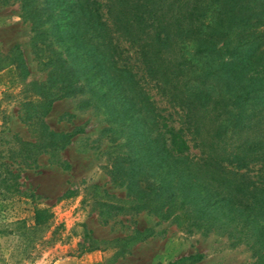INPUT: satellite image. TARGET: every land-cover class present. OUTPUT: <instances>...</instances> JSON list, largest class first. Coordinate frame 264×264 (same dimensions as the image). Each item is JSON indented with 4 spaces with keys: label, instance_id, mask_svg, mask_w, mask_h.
I'll return each instance as SVG.
<instances>
[{
    "label": "trees",
    "instance_id": "16d2710c",
    "mask_svg": "<svg viewBox=\"0 0 264 264\" xmlns=\"http://www.w3.org/2000/svg\"><path fill=\"white\" fill-rule=\"evenodd\" d=\"M14 1L46 72L24 104L36 129L31 152L63 151L84 132H57L44 119L56 102L85 96L84 105L106 117L107 173L126 191L91 187L102 223L146 213L192 234L227 237L264 264V0ZM10 53L29 76L21 47ZM35 214L37 229L53 217ZM152 234L135 229L78 247L82 255L106 244L124 256Z\"/></svg>",
    "mask_w": 264,
    "mask_h": 264
},
{
    "label": "rangeland",
    "instance_id": "374dc122",
    "mask_svg": "<svg viewBox=\"0 0 264 264\" xmlns=\"http://www.w3.org/2000/svg\"><path fill=\"white\" fill-rule=\"evenodd\" d=\"M31 38L18 4L0 0V264H168L196 254L204 256L198 264H258L251 250L234 246L227 237L192 234L146 213L102 223L91 187L102 186L120 197L126 192L107 173L106 117L93 103L85 106V96L58 101L44 119L47 125L57 132H84L63 151L40 152L37 157L31 152L36 129L25 121L24 104L33 100L30 83L46 77ZM16 45L30 69L25 78L7 59ZM152 95L167 106L155 92ZM38 209L53 216L47 227L36 228ZM135 229H152V237L128 247L124 256H118L121 248L106 244L81 255L79 243L86 248L91 240L126 237Z\"/></svg>",
    "mask_w": 264,
    "mask_h": 264
}]
</instances>
